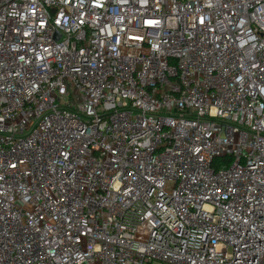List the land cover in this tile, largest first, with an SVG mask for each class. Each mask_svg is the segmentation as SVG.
I'll return each mask as SVG.
<instances>
[{"label":"built area","instance_id":"built-area-1","mask_svg":"<svg viewBox=\"0 0 264 264\" xmlns=\"http://www.w3.org/2000/svg\"><path fill=\"white\" fill-rule=\"evenodd\" d=\"M0 264H264V0H0Z\"/></svg>","mask_w":264,"mask_h":264}]
</instances>
